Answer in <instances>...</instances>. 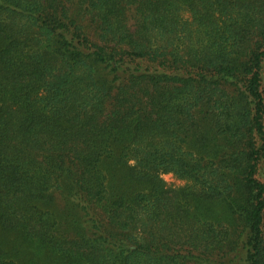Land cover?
<instances>
[{"label":"trees","instance_id":"trees-1","mask_svg":"<svg viewBox=\"0 0 264 264\" xmlns=\"http://www.w3.org/2000/svg\"><path fill=\"white\" fill-rule=\"evenodd\" d=\"M2 229L52 264H264V0H0Z\"/></svg>","mask_w":264,"mask_h":264},{"label":"rangeland","instance_id":"rangeland-1","mask_svg":"<svg viewBox=\"0 0 264 264\" xmlns=\"http://www.w3.org/2000/svg\"><path fill=\"white\" fill-rule=\"evenodd\" d=\"M185 15H187L186 12ZM128 164H131V161ZM123 165L124 167L127 166L126 164ZM101 167L106 174H109L110 171L113 172L116 178L124 176L125 173L127 176L128 170L125 171L120 163L114 162L112 159H104ZM160 177L162 178L165 186L169 188L178 189L189 184L186 179L176 176L173 172H163L160 174ZM55 193H57V191H55ZM59 197L54 201L56 209L55 214L58 218L59 215H64V213L71 211L69 210V207L64 204V198L62 199V197ZM209 207L210 212L208 213V216L210 218L224 222L228 220L229 215L223 207V204L215 202L213 204H209ZM51 209L53 208L51 207ZM61 220L63 221L64 228V218ZM0 241L3 242V249L6 252H9L12 256H16V258L20 261L27 260L29 257H34L39 261L40 264H52V261L55 259L54 257L50 256L49 252H47L43 245L39 244L35 240L33 241L22 238L18 233L12 230H0Z\"/></svg>","mask_w":264,"mask_h":264}]
</instances>
